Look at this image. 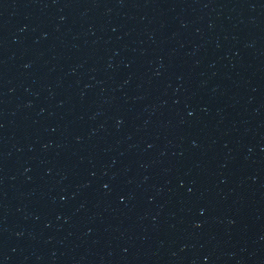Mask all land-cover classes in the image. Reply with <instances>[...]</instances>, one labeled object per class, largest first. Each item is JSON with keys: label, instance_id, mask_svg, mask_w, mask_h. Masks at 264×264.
<instances>
[{"label": "water", "instance_id": "obj_1", "mask_svg": "<svg viewBox=\"0 0 264 264\" xmlns=\"http://www.w3.org/2000/svg\"><path fill=\"white\" fill-rule=\"evenodd\" d=\"M0 264H264V0H0Z\"/></svg>", "mask_w": 264, "mask_h": 264}]
</instances>
